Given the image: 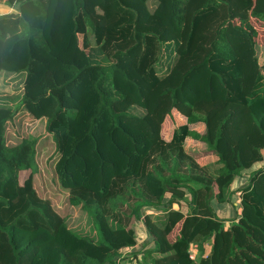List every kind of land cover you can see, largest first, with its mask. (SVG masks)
Here are the masks:
<instances>
[{
  "label": "trees",
  "instance_id": "1",
  "mask_svg": "<svg viewBox=\"0 0 264 264\" xmlns=\"http://www.w3.org/2000/svg\"><path fill=\"white\" fill-rule=\"evenodd\" d=\"M57 3L0 0V73L23 88L14 110L0 104V264H119L128 251L122 264H264V0H183L177 27L164 23L174 0H62L54 37ZM189 75L221 94L193 80L190 93ZM20 106L53 141L68 217L35 184L43 135L8 139ZM174 110L184 121L166 139ZM199 123L215 155L204 164L185 148ZM226 198L227 226L212 204ZM145 216L153 245L135 241Z\"/></svg>",
  "mask_w": 264,
  "mask_h": 264
},
{
  "label": "rangeland",
  "instance_id": "2",
  "mask_svg": "<svg viewBox=\"0 0 264 264\" xmlns=\"http://www.w3.org/2000/svg\"><path fill=\"white\" fill-rule=\"evenodd\" d=\"M62 0H58L57 6L54 11V17L52 21V27H51V34L56 37L57 36V24L60 16V6H61ZM11 12H16L14 8H10ZM172 12L174 14V17L172 18L170 15V12L166 13L164 17V23L166 25L170 26H178L177 20H181L182 18V12H183V0H174V3L172 5ZM178 21V22H179ZM256 27H257V36L259 39H262V34L264 27L262 26L263 23H260L259 21L255 22ZM202 75V74H200ZM189 75L187 78H185L183 87L182 88H189L188 84L190 85V81L193 80L194 82L197 81V83H201L202 86H204L205 91H209L212 95L218 96V94H221L222 92V87L221 85L215 80V78H210L207 76L204 81L201 77L196 78V76H191ZM204 88H202L204 90ZM195 89L189 88V92H193ZM23 94V88L21 87V80L17 77H12L9 75H3V73H0V104H3V107L7 108H12L14 110L17 106L20 104V99ZM184 118L177 112L173 111L171 114L170 118L167 119L166 124L164 125V129L168 127L167 131H164V137H169L171 135L172 128L174 126H177L178 124L182 123ZM199 125V124H197ZM196 125V126H197ZM7 135L9 141H14L17 136L24 135L26 133H31L35 132L37 134L43 135L41 137V147L39 148L40 152L38 156L36 157V163H37V172H36V177H35V184L43 196H49L52 198V202L54 203V206L60 210L61 213L66 214L67 217L69 215V209L66 206L65 202V194L66 191L60 187L55 171L53 169V160L56 157V151L54 148L53 141L51 137L44 132V127H43V122L40 121L38 123L31 122L30 117L28 116V111H26L24 108L20 106V108L17 109L16 114L13 116L12 119L7 121ZM195 127V126H194ZM193 129L190 133V139L188 142H186V149L189 153H191L198 161L199 163L203 162L204 160L212 161L215 159V155L212 150H210L206 145L203 143V132L202 131H197ZM44 132V134H43ZM39 143V144H40ZM29 170H22L20 172V180L23 179L24 176L28 173ZM239 178L237 176L234 178L232 181V184L228 187L226 190V197H228V193L232 191H239L241 187L244 185L239 183ZM232 189V191H231ZM234 189V190H233ZM241 195V193H240ZM232 197V196H230ZM236 197V196H235ZM239 197V196H238ZM233 198V197H232ZM228 200L230 201L229 198H226V200L221 203H215V199H213L212 204H214V207L219 206V211H217V208L214 209L216 211V216L222 218L225 220V218H232L235 216V211H234V204H229ZM179 203H174L173 206L179 210H182L183 213H185L188 209L182 203V206ZM201 207H203V204L201 203ZM75 211L78 209L76 207H72ZM77 209V210H76ZM239 211V209H238ZM77 213V212H76ZM160 215V214H159ZM165 215V213L162 214V216ZM157 218L158 215H153V218ZM74 218H77L76 216ZM158 219V218H157ZM157 219L155 221H157ZM161 219V218H160ZM73 220V219H72ZM70 220V225H73V221ZM152 220V219H151ZM183 220V219H182ZM154 221V222H155ZM159 221V220H158ZM180 222L176 224L175 226L177 229L178 225H180ZM225 226H227L229 223H227V220L223 221ZM137 228L136 234H135V241L136 239L140 242L147 243L149 245H153L151 242L152 240V235L155 234L154 231L150 230L148 228V223L146 222V216L143 220H139L136 222ZM134 225V226H135ZM85 228V227H84ZM195 245V243H193ZM206 246L209 247V243L206 242ZM140 248V244H135L133 249L135 248ZM132 249V250H133ZM192 249V248H191ZM197 249V248H196ZM194 250V249H192ZM195 251V256L197 254V251ZM123 258L122 261H120L119 264L126 263V260L128 257ZM133 256V253H132ZM134 263V261H133ZM115 264H118L117 262ZM145 264V263H144Z\"/></svg>",
  "mask_w": 264,
  "mask_h": 264
},
{
  "label": "crops",
  "instance_id": "3",
  "mask_svg": "<svg viewBox=\"0 0 264 264\" xmlns=\"http://www.w3.org/2000/svg\"><path fill=\"white\" fill-rule=\"evenodd\" d=\"M184 121V120H183ZM182 121V122H183ZM197 125V124H196ZM194 125L191 129H195V130H199V131H202L203 132V128H204V126H203V124H201V123H199V125ZM175 127V126H174ZM173 127V128H174ZM172 128V129H173ZM167 129H168V127L167 128H162V131H163V135H164V131H167ZM170 137V136H169ZM169 137H165L166 139H168ZM190 139V136L188 135L187 136V139H186V142H188V140ZM187 146L185 145V148H186ZM187 150V149H186ZM262 155H263V158H264V149L262 150ZM197 160V159H196ZM198 161V160H197ZM199 162V161H198ZM208 162V160H204L203 162H201V164H204V163H207ZM258 163H260V162H258ZM173 208L174 209H176L174 206H173ZM155 213H157V214H155ZM158 214H163V212H154V214H152V215H158ZM155 217V216H154ZM151 219H152V221H155L156 220V218L154 219L153 217H151ZM177 226V225H176ZM179 227H180V225H178V228L177 229H175L176 227H174V229L169 233V235H168V238H170V239H172V238H174L177 234H178V232H179Z\"/></svg>",
  "mask_w": 264,
  "mask_h": 264
},
{
  "label": "built area",
  "instance_id": "4",
  "mask_svg": "<svg viewBox=\"0 0 264 264\" xmlns=\"http://www.w3.org/2000/svg\"><path fill=\"white\" fill-rule=\"evenodd\" d=\"M143 219H144V218H143ZM143 219H140V220H143ZM189 252H190V257H191V258H194V257H195V251L192 250V249H190Z\"/></svg>",
  "mask_w": 264,
  "mask_h": 264
}]
</instances>
